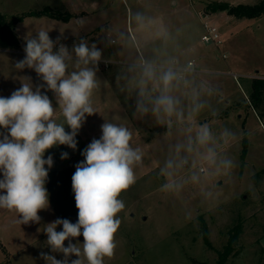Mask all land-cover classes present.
<instances>
[{"label": "rangeland", "instance_id": "obj_1", "mask_svg": "<svg viewBox=\"0 0 264 264\" xmlns=\"http://www.w3.org/2000/svg\"><path fill=\"white\" fill-rule=\"evenodd\" d=\"M211 1L231 4H255L258 0H0V12L10 19L28 12L50 9L61 17L31 14L14 26L16 48L0 47V97H10L29 77L34 86L41 80L34 70H16L13 65L25 57L24 37L41 29L49 31L54 41L70 49L84 37L104 49L93 105L97 114L88 116L76 136L77 148L66 145L46 151L53 157L45 184L49 208L41 210L39 224L21 225L18 214L0 209V264H45L41 252L63 259L46 246L43 226L57 218L78 220L72 176L75 166L84 160L81 152L102 135L104 119L125 123L134 134L136 144L143 147L142 166L135 169L136 183L120 194L125 207L117 215L121 220L115 234L116 249L104 264H217L221 251L230 237V229L239 221L242 233L234 251L224 264H264V101L255 108L250 100L253 79L264 78V15L237 18L226 11L210 12ZM66 13L72 16L65 20ZM143 20L137 22L135 14ZM204 22L213 23L222 33L220 45L202 40ZM124 33L117 43L104 47L103 40ZM125 38L129 42L125 43ZM140 53L145 56L173 55L182 63L194 61L195 84L207 82L218 88L211 100L216 115L206 112L201 118L211 122L214 130L227 127L238 139L227 146V154L235 167L229 175H220L207 183L212 195L205 197L199 188L186 186L180 193L161 191L163 178L159 167L166 155V129L151 117H135L134 98L120 91L117 82L125 64ZM225 55V57H223ZM57 107L53 94L47 92ZM66 131H71L65 126ZM0 132L4 129L0 128ZM170 139V138H169ZM244 140L247 153L244 159ZM68 158L62 160L61 153ZM47 167V166H45ZM2 178V174H0ZM145 217V218H144ZM62 230V226L56 229ZM83 243V236L73 243ZM65 246L68 241L64 242ZM235 253V254H234ZM77 257L72 256L71 259Z\"/></svg>", "mask_w": 264, "mask_h": 264}, {"label": "clouds", "instance_id": "obj_2", "mask_svg": "<svg viewBox=\"0 0 264 264\" xmlns=\"http://www.w3.org/2000/svg\"><path fill=\"white\" fill-rule=\"evenodd\" d=\"M134 19L139 23L143 17L137 13ZM105 31L109 34L104 47L125 37L118 33L113 38L112 29ZM62 34L54 41L49 31L41 29L23 38L25 57L13 67L34 70L41 83L34 86L24 77L10 97H0V128L4 129L0 132V209L17 213L15 222L21 225L39 224L38 213L49 208L45 184L53 157L45 159V153L60 145L76 150L79 130L88 116L97 114L92 97L100 87L99 65L112 62L96 42L80 37L70 49L61 43ZM194 73L191 63L173 55L140 53L124 65L117 82L123 81L120 91L134 98L135 117H151L166 129V155L158 171L164 180L161 191L180 193L193 186L209 197L208 181L229 175L235 167L227 146L238 134L227 127L216 131L211 122H202L206 112L216 115L211 100L218 88L207 82L195 84ZM100 127L102 135L81 152L84 160L72 176L77 222L57 218L43 226L46 246L63 255L56 259L41 252L45 264H104L106 257L115 254L121 223L117 214L125 207L119 197L136 183L135 169L142 166L145 153L125 123L104 119ZM67 158V152L61 153L62 160ZM58 226H62L59 232ZM80 236L82 244L72 242ZM72 256L77 258L70 260Z\"/></svg>", "mask_w": 264, "mask_h": 264}, {"label": "trees", "instance_id": "obj_3", "mask_svg": "<svg viewBox=\"0 0 264 264\" xmlns=\"http://www.w3.org/2000/svg\"><path fill=\"white\" fill-rule=\"evenodd\" d=\"M206 9L210 12L226 11L228 14L237 18H256L264 15V0H258V2L255 4H231L226 1H211L207 3ZM31 14L47 15L50 17L58 18L61 17L58 13L53 12L48 8L39 12L32 11L21 16H12L10 19H7L0 12V47L16 48L18 46V40L15 35L14 26L21 18ZM71 16L72 15L70 13H66L64 19L69 20ZM261 100L264 101V78H254L252 99L250 100V102L255 108H258L260 106ZM246 153L247 142L246 140H244L243 151L241 154L242 159L245 158ZM263 172L264 169H262V171L257 173L254 177H256L257 179V177ZM242 229V221L237 222L230 229V237L227 243L224 245L223 249L219 251L220 259L217 264H224L223 262L227 260L228 255L234 251L242 233ZM262 250L264 251V249Z\"/></svg>", "mask_w": 264, "mask_h": 264}, {"label": "built area", "instance_id": "obj_4", "mask_svg": "<svg viewBox=\"0 0 264 264\" xmlns=\"http://www.w3.org/2000/svg\"><path fill=\"white\" fill-rule=\"evenodd\" d=\"M205 32L202 35V40L206 43H214L215 45H220L224 42L222 33L216 25L209 22H204ZM225 57V55L223 56ZM194 66V61H189Z\"/></svg>", "mask_w": 264, "mask_h": 264}, {"label": "water", "instance_id": "obj_5", "mask_svg": "<svg viewBox=\"0 0 264 264\" xmlns=\"http://www.w3.org/2000/svg\"><path fill=\"white\" fill-rule=\"evenodd\" d=\"M145 218V217H144Z\"/></svg>", "mask_w": 264, "mask_h": 264}]
</instances>
